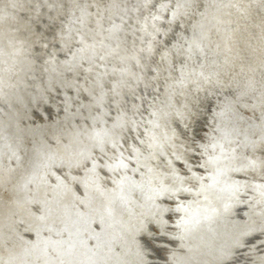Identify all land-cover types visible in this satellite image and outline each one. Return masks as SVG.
Returning a JSON list of instances; mask_svg holds the SVG:
<instances>
[{
  "label": "water",
  "instance_id": "obj_1",
  "mask_svg": "<svg viewBox=\"0 0 264 264\" xmlns=\"http://www.w3.org/2000/svg\"><path fill=\"white\" fill-rule=\"evenodd\" d=\"M0 264H264V0H83L0 138Z\"/></svg>",
  "mask_w": 264,
  "mask_h": 264
}]
</instances>
